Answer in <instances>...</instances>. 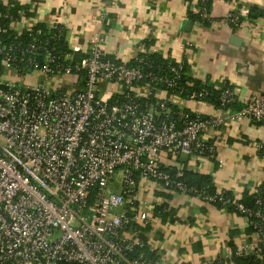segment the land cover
I'll list each match as a JSON object with an SVG mask.
<instances>
[{
	"label": "built area",
	"instance_id": "1",
	"mask_svg": "<svg viewBox=\"0 0 264 264\" xmlns=\"http://www.w3.org/2000/svg\"><path fill=\"white\" fill-rule=\"evenodd\" d=\"M240 18L233 12L227 23L240 28ZM39 26L24 9H0V264H157L147 256L143 231L152 219L139 211L141 190L217 198L189 190L161 154L219 162L204 136L244 119L264 126V93L233 112L237 97L223 87L220 114L191 112L183 103H205L212 87L190 94L184 61L167 59L163 73L150 61L156 47L143 42L133 64L124 63L105 53L101 34L75 60L62 48L64 25Z\"/></svg>",
	"mask_w": 264,
	"mask_h": 264
},
{
	"label": "crops",
	"instance_id": "2",
	"mask_svg": "<svg viewBox=\"0 0 264 264\" xmlns=\"http://www.w3.org/2000/svg\"><path fill=\"white\" fill-rule=\"evenodd\" d=\"M191 1L196 5L199 0H115L108 4L104 0H12V4L28 9L36 25H64L65 44L74 57L97 34L103 37L105 53L124 63H132L139 45L150 42L164 60L184 61L188 77L216 89L231 87L237 97L232 109L237 112L251 96L264 93V0H214L210 27L189 21ZM233 12L245 20L239 29L227 23ZM183 107L205 116L220 114L208 103L185 102ZM204 138L217 144L219 162L167 154H161L160 161L168 170L186 164L190 171L210 176L220 191H230L236 199L264 187L263 125L247 119L229 122L211 129ZM140 198L139 211L152 219L143 235L154 263L234 264L233 247L238 252L259 246V239L249 235V220L225 208L160 191L154 185L141 190ZM162 206L171 212L166 220L156 214Z\"/></svg>",
	"mask_w": 264,
	"mask_h": 264
},
{
	"label": "trees",
	"instance_id": "3",
	"mask_svg": "<svg viewBox=\"0 0 264 264\" xmlns=\"http://www.w3.org/2000/svg\"><path fill=\"white\" fill-rule=\"evenodd\" d=\"M214 0H208L207 2H203V0H199L196 5L193 4L191 1L189 3V9H188V19L192 23H201L206 26L212 25V20L209 18L211 6ZM202 8H207L208 10V18L205 19L202 17ZM0 9L4 12H9L13 16H17L20 11H22V7L18 4L13 3V6L7 7L5 5H1ZM27 12L28 17H32L33 15L29 12L28 9H24ZM255 12L254 10H252ZM262 13L260 12L258 15L260 16ZM256 15V17L258 16ZM255 18V16L249 18L252 19ZM244 19L240 18L239 23L242 25L244 23ZM214 22V21H213ZM3 25H7V22L2 21ZM40 28L44 29L45 26L40 25ZM234 29H239L238 27H235L232 25ZM7 42H13L14 41V35H10L4 38ZM27 36H24V42L27 43ZM62 48L63 50L68 49L65 44V40L62 42ZM83 55L79 54L75 56V60H82ZM150 61L154 63L156 67H160L162 72H167V67L169 65L168 61L164 60L159 55H151ZM133 64V62L131 63ZM187 64L185 63V72L183 74V84L191 83L193 86L192 88L188 87V91L190 94H193L195 92H198L201 90V88L205 85H203L200 81L194 80L191 77L187 76ZM165 71V72H164ZM210 86V85H208ZM212 87V86H210ZM229 87V86H228ZM211 93L209 96L205 99V103L213 105L215 108L219 109L221 108V91L220 89H216L214 87L210 88ZM187 96V95H186ZM236 105L233 104L228 109L233 111V107ZM241 109V108H240ZM239 109V110H240ZM237 110V111H239ZM234 112V111H233ZM179 170V169H178ZM172 175H175L177 173V170H168ZM183 173V179L182 182L189 190H195L198 192H204L207 193L209 196L217 197L216 201L210 203L216 208H225L230 213H234L243 217H248L249 219V227L248 232L250 236H257L260 233L259 238V246L251 255L247 256H238L237 255V249L233 247V263L234 264H264V187L259 189V191L255 194L251 193H244L243 197L241 199H236V197L233 195L230 191H220L219 188L215 185V183L212 181V178L210 176L201 175L199 173L192 172L188 169L186 164L181 169ZM191 196H194V194L191 193ZM220 198L222 200H220ZM244 206L246 209L250 211V213H253L252 216L244 215L240 212L238 206ZM260 212L261 217L258 218L256 216V213ZM157 217H161L163 219H167L171 216V212L166 206L159 207L157 209ZM150 228V227H148ZM147 228V229H148ZM147 256L149 257V251L147 252Z\"/></svg>",
	"mask_w": 264,
	"mask_h": 264
},
{
	"label": "rangeland",
	"instance_id": "4",
	"mask_svg": "<svg viewBox=\"0 0 264 264\" xmlns=\"http://www.w3.org/2000/svg\"><path fill=\"white\" fill-rule=\"evenodd\" d=\"M70 81H71V78L70 77H64L63 78V81L61 83L62 86H66V87H69L70 86ZM122 180V177L120 175H116L115 176V183L114 184H118V182H121Z\"/></svg>",
	"mask_w": 264,
	"mask_h": 264
},
{
	"label": "water",
	"instance_id": "5",
	"mask_svg": "<svg viewBox=\"0 0 264 264\" xmlns=\"http://www.w3.org/2000/svg\"><path fill=\"white\" fill-rule=\"evenodd\" d=\"M186 26H187V28H189V27L191 26V24H190V23H188Z\"/></svg>",
	"mask_w": 264,
	"mask_h": 264
}]
</instances>
